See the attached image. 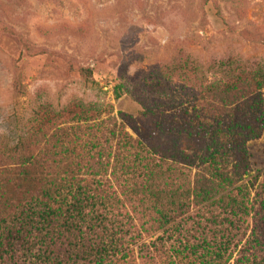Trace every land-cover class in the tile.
I'll list each match as a JSON object with an SVG mask.
<instances>
[{
	"label": "trees",
	"instance_id": "1",
	"mask_svg": "<svg viewBox=\"0 0 264 264\" xmlns=\"http://www.w3.org/2000/svg\"><path fill=\"white\" fill-rule=\"evenodd\" d=\"M242 66L214 64L215 77L202 88L210 103L201 120L202 108L192 106L186 120L180 115L185 108L179 110L175 95L166 94L139 102L136 118L119 112L118 125L108 117L67 129L53 116L50 135L41 132L46 127L41 122L19 138L13 149L18 150V173L0 180V264H192L188 258L198 247L214 254L216 262L209 264H231L230 246H236L239 231L247 238L237 264H264V180L253 203L243 183L246 144L264 129V66ZM182 74L190 79L187 71ZM120 90L114 86L116 98ZM126 120L139 137L125 130ZM107 174L133 202L132 213L140 221L148 218L140 226L132 224L137 235L172 234L174 220L180 218L175 224H181L196 216V243L181 238L180 230L168 248L162 235L135 262L124 248L131 241L127 232L118 223L111 234L101 228L107 212L120 204L104 186ZM14 193L18 199H12Z\"/></svg>",
	"mask_w": 264,
	"mask_h": 264
},
{
	"label": "rangeland",
	"instance_id": "2",
	"mask_svg": "<svg viewBox=\"0 0 264 264\" xmlns=\"http://www.w3.org/2000/svg\"><path fill=\"white\" fill-rule=\"evenodd\" d=\"M222 60L241 67L264 66V0H0V180L18 173V150H13L18 139L35 132L41 122L46 126L41 132L50 135L53 116L67 129L108 117L116 118L118 125L119 112L136 118L142 110L139 102L172 94L178 109L186 110L181 116L187 120L195 105L203 109L201 120L210 103L202 88L215 77L214 64ZM184 71L191 75L189 80ZM116 85L121 86L118 98ZM163 89L167 92L158 95ZM261 92L264 99V87ZM126 122L125 130L139 137ZM246 148L248 175L243 183L253 203L263 189L264 129ZM103 180L120 204L107 212L101 228L111 234L118 223L131 239L124 248L132 251L135 262H141L138 254L152 250V242L158 245L162 235L168 248L180 230L181 238L196 243V216L181 224H175L180 218L174 220L172 234L137 235L132 224L140 226L148 218L140 221L132 213L133 202L120 194L113 176ZM237 234V247L230 246L231 264L238 263L247 238L241 231ZM197 249L189 262H216L210 250ZM64 257L72 263L67 254Z\"/></svg>",
	"mask_w": 264,
	"mask_h": 264
}]
</instances>
